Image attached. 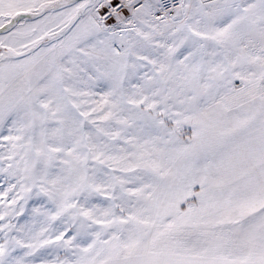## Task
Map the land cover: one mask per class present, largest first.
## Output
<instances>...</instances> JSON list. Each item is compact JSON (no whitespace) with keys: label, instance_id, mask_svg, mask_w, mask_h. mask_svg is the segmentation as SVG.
<instances>
[{"label":"snow or ice","instance_id":"6c2138e0","mask_svg":"<svg viewBox=\"0 0 264 264\" xmlns=\"http://www.w3.org/2000/svg\"><path fill=\"white\" fill-rule=\"evenodd\" d=\"M0 264H264V0H0Z\"/></svg>","mask_w":264,"mask_h":264}]
</instances>
